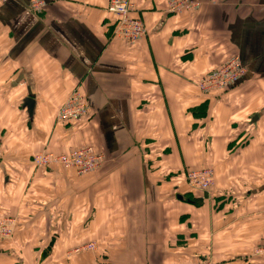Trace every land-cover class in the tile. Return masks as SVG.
I'll return each instance as SVG.
<instances>
[{
	"label": "crops",
	"instance_id": "obj_1",
	"mask_svg": "<svg viewBox=\"0 0 264 264\" xmlns=\"http://www.w3.org/2000/svg\"><path fill=\"white\" fill-rule=\"evenodd\" d=\"M29 1L0 0V219H16L0 264H264L251 256L264 244V0L179 15L131 0L146 28L133 44L115 36L112 0ZM234 57L243 77L201 94ZM74 90L88 116L57 121ZM84 146L103 156L89 175L31 162ZM203 168L208 193L185 182Z\"/></svg>",
	"mask_w": 264,
	"mask_h": 264
},
{
	"label": "built area",
	"instance_id": "obj_2",
	"mask_svg": "<svg viewBox=\"0 0 264 264\" xmlns=\"http://www.w3.org/2000/svg\"><path fill=\"white\" fill-rule=\"evenodd\" d=\"M4 1V0H3ZM166 12L170 15H179L193 12L200 8L198 0H165ZM46 3L42 0H30V11L44 9ZM134 5L131 0H112L108 11L117 19L115 36L128 44H133L146 35L143 22L132 16ZM245 67L239 57H234L221 67L202 77L197 83L198 91L203 95H215L233 87L244 75ZM88 116V107L82 95L74 90L60 107L57 121H76ZM32 164L38 168L59 167L64 170L74 171L77 175H89L97 171L102 163L103 156L91 146H84L67 154H54L41 152L31 159ZM186 185L195 191L208 193L214 184V171L211 168L190 170L185 173ZM264 215V211H263ZM16 219L4 217L0 219V240L10 239L15 233ZM93 244H87L85 249H93ZM75 252H78L77 249ZM264 256V245L255 248L254 256ZM196 264H211L210 261Z\"/></svg>",
	"mask_w": 264,
	"mask_h": 264
},
{
	"label": "rangeland",
	"instance_id": "obj_3",
	"mask_svg": "<svg viewBox=\"0 0 264 264\" xmlns=\"http://www.w3.org/2000/svg\"><path fill=\"white\" fill-rule=\"evenodd\" d=\"M38 154V153H37ZM36 155V154H35ZM64 170V169H63ZM65 171H70V170H65ZM190 171V170H189ZM199 192V191H198ZM202 193V192H201ZM87 244H85V245H82V246H80V247H78V248H76L77 249V251L78 252H81L82 254H86V253H91V251L92 250H94L95 249V247L93 248V249H85V246H86ZM94 245V244H93ZM264 245V244H263ZM95 246V245H94ZM258 246H260V245H258ZM257 246V247H258ZM75 249V250H76ZM255 250V249H254ZM254 250L252 251V257H254V258H258V259H264V256H258V255H256V256H254ZM69 259V258H68ZM204 261H210L211 262V260H209V259H204V260H201V261H199V262H204ZM211 264H213L212 262H211Z\"/></svg>",
	"mask_w": 264,
	"mask_h": 264
},
{
	"label": "water",
	"instance_id": "obj_4",
	"mask_svg": "<svg viewBox=\"0 0 264 264\" xmlns=\"http://www.w3.org/2000/svg\"><path fill=\"white\" fill-rule=\"evenodd\" d=\"M25 103H26L25 106L27 108L28 115L31 116L32 115V104H33V100L31 98H28V99H26ZM256 118L257 117H254L252 119V122H254L256 120Z\"/></svg>",
	"mask_w": 264,
	"mask_h": 264
}]
</instances>
